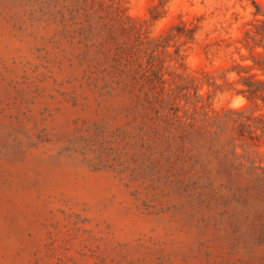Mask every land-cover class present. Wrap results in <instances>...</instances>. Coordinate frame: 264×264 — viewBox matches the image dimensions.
Listing matches in <instances>:
<instances>
[{
	"label": "rangeland",
	"instance_id": "obj_1",
	"mask_svg": "<svg viewBox=\"0 0 264 264\" xmlns=\"http://www.w3.org/2000/svg\"><path fill=\"white\" fill-rule=\"evenodd\" d=\"M191 12L0 0V264H264L256 21L235 42L253 61L240 68L210 54L233 42L193 41ZM217 79L249 104L215 108Z\"/></svg>",
	"mask_w": 264,
	"mask_h": 264
},
{
	"label": "clouds",
	"instance_id": "obj_2",
	"mask_svg": "<svg viewBox=\"0 0 264 264\" xmlns=\"http://www.w3.org/2000/svg\"><path fill=\"white\" fill-rule=\"evenodd\" d=\"M170 2L173 4H186L188 8L192 9V24L197 29L192 38L195 43L211 44L215 40L231 41L233 43L230 48L221 46L220 49H217L213 45L210 48V54L216 53L218 57H222L227 52L240 68H249L252 65L253 61L248 59L250 55L248 50L241 44L235 43L242 39L243 32L241 30L248 26L250 22L264 19V15L255 14L256 9L252 0H170ZM256 3L260 5L262 12H264V6L260 4V0H256ZM158 34V32L153 34L152 38H156ZM236 49H239L238 54ZM167 51L169 54H175L174 47H169ZM256 51L260 52L264 49L257 48ZM241 57H245V59L241 60ZM216 62L219 63V59ZM184 63L187 66H193L191 57L185 59ZM258 78L264 80V76ZM225 80L233 83L240 80V75H237L236 71H227ZM215 83L218 87L216 95L212 96L211 99V103L215 108L219 109L227 101L230 110L240 112L249 104L246 95L238 94L243 91L241 83L235 84L236 89L240 90L238 93L221 91L219 86H222L223 81L219 79ZM206 91H208L207 86L200 90L199 94L204 95ZM254 115H258V113ZM261 134L262 130L257 129V135Z\"/></svg>",
	"mask_w": 264,
	"mask_h": 264
},
{
	"label": "trees",
	"instance_id": "obj_3",
	"mask_svg": "<svg viewBox=\"0 0 264 264\" xmlns=\"http://www.w3.org/2000/svg\"><path fill=\"white\" fill-rule=\"evenodd\" d=\"M262 15H264V13H262ZM253 26H254V28L251 30L252 33L247 35L246 44L248 45L249 48H251L254 45H258L262 49H264V19L256 21ZM257 62H259V61H257ZM258 64H260V63H258ZM262 67L264 68V65H262ZM247 78H249V77H247ZM255 83H262V82L260 80L249 81V83H247V84L249 86H251L250 84H255ZM255 92H256L255 89H252V87H249L247 94H248V96L252 97L255 94Z\"/></svg>",
	"mask_w": 264,
	"mask_h": 264
}]
</instances>
